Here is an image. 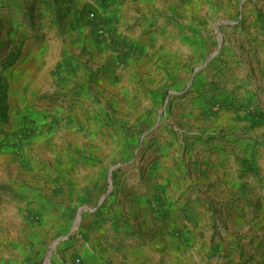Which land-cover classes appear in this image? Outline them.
Here are the masks:
<instances>
[{"label":"rangeland","instance_id":"1","mask_svg":"<svg viewBox=\"0 0 264 264\" xmlns=\"http://www.w3.org/2000/svg\"><path fill=\"white\" fill-rule=\"evenodd\" d=\"M19 1L0 25L7 33L0 40V264H95L106 240L76 225V216L114 214L115 224L129 225L126 198L151 187L156 165L171 154L173 179L124 232L132 246L148 248L129 264H264V0ZM12 4L0 0V16ZM26 46L47 61L43 87L66 85L78 65L96 77L108 59L124 66L109 87L130 107L115 105L118 93L82 109L45 91L19 119L23 101L9 96L2 76ZM196 115H205L203 126L190 122ZM96 131L108 140L102 149ZM216 142L245 143L235 163L242 188L232 196L199 181L204 152ZM85 164L100 171L89 194L72 179ZM51 165L60 167L53 183ZM146 222L164 227L174 260L154 255L156 233L142 231Z\"/></svg>","mask_w":264,"mask_h":264},{"label":"crops","instance_id":"2","mask_svg":"<svg viewBox=\"0 0 264 264\" xmlns=\"http://www.w3.org/2000/svg\"><path fill=\"white\" fill-rule=\"evenodd\" d=\"M10 2H13L10 10L5 11V13L2 12L0 16V25L2 22L6 23L7 20H9V18L13 16L12 14L15 13V10L17 11L15 4H17L18 2L20 3L19 0H10ZM29 4L30 2L24 5ZM4 36L7 37L6 32L1 33L0 40L4 39ZM22 53L23 54L19 58L16 67L14 69L12 68L13 70L10 69V71L6 70L5 72H3L4 76H2L8 83L9 96H17L19 100L23 101L24 105H20L19 114H17L16 116L19 119L24 116L25 109L28 108L27 105L31 108V110H36L37 106L34 105V101L38 104L36 96H40L45 91H49V93H47L48 95L57 93V98L65 99L67 100V102H69V104L75 103L76 108L82 109H84L85 107L86 109L100 107L101 103H103V99L101 98V96L104 95L106 98V95L108 94L109 96H111V92L118 93V96H113V100L115 101L116 106H120L119 108H127L131 105L129 98L125 96L123 91L115 92V89L113 87H109L111 86V83H114L115 80L119 79V77L121 76L120 74L125 70L124 66H115L113 60H106V63L102 68V73L97 75L98 77H96L95 74H82V65H78L77 72L71 73L70 75L66 76L68 78L66 85L61 82V86H56L51 82L52 87H50V84L46 87H43L41 85V75L42 72H44L47 64V61H45L43 54L39 52L38 49H32L28 46L23 49ZM242 82L244 83V85H247L249 83L247 79H242ZM82 84L88 85L87 88H85V86H80ZM261 89L264 90V86H262ZM59 102L62 103L61 100ZM30 103H32V106L30 105ZM105 108L106 106L104 104L102 110H104ZM85 112L86 111H84V113ZM16 117H12L11 120H17ZM204 121L205 115H196L193 116L190 122L194 123L195 125L199 124L200 126H203ZM92 129L96 130V128ZM96 132L98 135L96 141L99 142L98 149H102V147L106 146L107 138L106 140H104L102 133L100 131ZM180 142L183 143V140H180ZM231 145V147L227 146V148H224L222 146H219L217 142L216 144H210L212 150L204 152V154L208 155V157H211V160L210 162H208V157L205 159L206 163L202 167L203 176L200 177L199 180L200 182L215 181L217 184V190H219L222 195L225 196L235 195L237 194V191L239 192L238 189L240 187L242 188V186L239 187L236 184V182L239 180L236 178V174H238V171L236 169L235 163L236 161H240L244 156L245 143L241 144L240 142H235ZM206 147H208V145H205L204 143L203 145L200 144V146H198V149ZM171 156L172 160L171 157L168 156L165 157V159H167L166 162L162 161L156 165L157 167L153 172V179L149 183L151 184V187L148 186L147 189H145L147 191L140 190L142 192H139L138 194L133 193L134 195L132 194L126 198V211L129 212L128 222H130L131 224L135 222V213L145 214V210L146 208H148L147 199L152 198L154 192L157 191V188L160 185L164 186V182L167 181V178H170V181L173 179V169L169 161L171 160V162H173L174 155L171 154ZM57 168L60 169V167H55L53 165L47 166V172H49V176L47 178L50 179V183H53V179L56 178L55 170ZM99 174V168L90 164H85L80 165L79 169H74V176H72V179L73 181L78 182V185H76L75 187L84 189L87 194H89L90 191L95 188L93 178L98 177ZM50 183L49 187L51 186ZM99 183L100 190L102 191L103 181H100ZM130 183H134V181L131 180ZM167 185H169V183H167ZM128 189H133L131 184H129ZM43 192L45 193V191L39 188L38 193L43 194ZM100 195V200L106 197V194ZM112 215L114 214H102L101 212L98 214H94L93 216H89V218H82L81 215L78 214L76 216L75 223L77 225L82 221L84 230L86 231H89L88 227L91 225V229L95 231L96 235L99 238L106 240L105 242H101V249L98 252V259L94 261L96 262L95 264H98L99 261H105L107 262V264L132 263V257L134 255L138 256L144 254L148 248L143 249L139 246V244H135L132 246V241H128L125 237L126 233H124L128 229H132V225L130 223L129 225L125 226H121L120 223L115 224ZM146 223V225L141 226L142 231H148V227H150V229L154 230L156 233V237L154 239V242L152 243V249L155 250L154 255L157 258H163V256L166 255L168 259L174 260L173 255L176 254V252H174L175 247L173 242L166 238L164 227L158 224L159 222H153L152 225L149 222ZM122 240H124V243L121 242ZM116 243H118V245L114 246V248L112 246L110 248L108 247L109 245H113Z\"/></svg>","mask_w":264,"mask_h":264},{"label":"built area","instance_id":"3","mask_svg":"<svg viewBox=\"0 0 264 264\" xmlns=\"http://www.w3.org/2000/svg\"><path fill=\"white\" fill-rule=\"evenodd\" d=\"M95 18H96L95 12H90V13L87 14V19L89 21H93ZM100 33L103 34L104 33V29H100Z\"/></svg>","mask_w":264,"mask_h":264}]
</instances>
